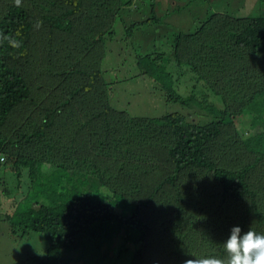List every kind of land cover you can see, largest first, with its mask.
I'll return each mask as SVG.
<instances>
[{"label":"trees","instance_id":"16d2710c","mask_svg":"<svg viewBox=\"0 0 264 264\" xmlns=\"http://www.w3.org/2000/svg\"><path fill=\"white\" fill-rule=\"evenodd\" d=\"M133 1L0 0V155L31 179L8 219L42 239L43 264H67V253L86 264L91 253H110L111 264H184L225 258L233 227L264 233V17L214 12L184 31L193 0L163 12L147 0L144 17L118 22ZM113 37L131 49L135 76L167 103L200 106L177 94L169 66L204 83L215 99L204 109L215 119L199 125L180 111L143 117L112 108L100 63ZM140 43L151 51L137 52ZM242 116L263 129L251 160L230 128ZM43 163L53 172L37 176ZM57 196L83 197L97 216L76 226L53 215ZM114 213L144 229L84 235Z\"/></svg>","mask_w":264,"mask_h":264},{"label":"rangeland","instance_id":"374dc122","mask_svg":"<svg viewBox=\"0 0 264 264\" xmlns=\"http://www.w3.org/2000/svg\"><path fill=\"white\" fill-rule=\"evenodd\" d=\"M123 0H121L122 2ZM162 9L153 5L158 12L171 10L174 2L178 5L184 4L189 0H151ZM240 3L226 6L221 1L214 0H193L187 3V8L182 18L181 27L184 31L192 30L199 23V18L204 21L209 14L217 12H226L236 18L239 17H264V0H234ZM135 8L122 9L118 12V17L123 15V19L118 22L128 24L131 20L144 17L149 12L147 0H134ZM193 14V15H192ZM118 25V24H117ZM117 32L119 33L118 27ZM180 27V28H181ZM117 33V34H118ZM105 56L100 63V71L103 79L107 83L109 95V105L117 110L125 111L129 116L160 117L166 113L180 111L184 113L187 122L199 125L206 124L214 120V116L208 113L204 108L207 107L210 99V93L204 83L196 82L190 73L185 69L182 73H177L174 66H169L168 70L174 73L173 85L179 96L191 97L200 102L197 109L190 107L189 111L182 110L178 104L167 103L162 92L143 75L135 76L134 57L129 46L126 48L120 46L115 38L104 41ZM140 54L148 53L142 43L135 48ZM133 64V65H131ZM181 72V71H180ZM208 102V103H205ZM215 103V102H214ZM190 104V103H189ZM217 104V103H216ZM220 105H215L219 108ZM240 140L243 148L247 151V157L251 160L250 153H253L257 147L259 133L263 131L260 124L250 123L247 117L237 118L230 125ZM0 161V264H43L45 244L37 234L22 235V231L10 224L9 216L13 213L17 204L25 198L30 187L31 179L28 176V170L23 169L16 174L4 163V157ZM37 176H46L53 172V167L48 164H39L35 168ZM87 183L82 181L80 186L84 187ZM53 215H66L74 225H80L85 220L93 219L97 216L91 209L89 202L82 199L74 200L72 197H56L54 206H51ZM111 226H120L123 229L130 228L135 232L144 229V222L137 217L126 218L119 216V213L107 214L101 220L85 229L84 235L89 239H99L104 236L106 229ZM125 240V239H124ZM67 264H86L83 258L79 261L74 259L71 253L65 254ZM91 264H111L114 256L110 253L102 254L91 253L87 257ZM114 261V260H113Z\"/></svg>","mask_w":264,"mask_h":264},{"label":"clouds","instance_id":"9594fccd","mask_svg":"<svg viewBox=\"0 0 264 264\" xmlns=\"http://www.w3.org/2000/svg\"><path fill=\"white\" fill-rule=\"evenodd\" d=\"M223 248L225 258H191L185 260L184 264H264V233L250 228L241 234L240 227H233Z\"/></svg>","mask_w":264,"mask_h":264},{"label":"built area","instance_id":"2783aa9c","mask_svg":"<svg viewBox=\"0 0 264 264\" xmlns=\"http://www.w3.org/2000/svg\"><path fill=\"white\" fill-rule=\"evenodd\" d=\"M2 160V157H0V161Z\"/></svg>","mask_w":264,"mask_h":264}]
</instances>
